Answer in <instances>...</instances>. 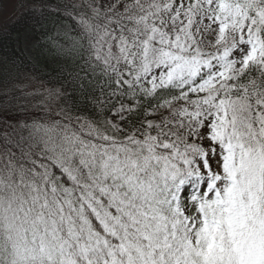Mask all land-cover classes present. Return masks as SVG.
Returning <instances> with one entry per match:
<instances>
[{
    "label": "snow or ice",
    "instance_id": "1",
    "mask_svg": "<svg viewBox=\"0 0 264 264\" xmlns=\"http://www.w3.org/2000/svg\"><path fill=\"white\" fill-rule=\"evenodd\" d=\"M4 11L0 264H264V0Z\"/></svg>",
    "mask_w": 264,
    "mask_h": 264
},
{
    "label": "rangeland",
    "instance_id": "2",
    "mask_svg": "<svg viewBox=\"0 0 264 264\" xmlns=\"http://www.w3.org/2000/svg\"><path fill=\"white\" fill-rule=\"evenodd\" d=\"M4 15L3 20L9 19L15 11V0H4Z\"/></svg>",
    "mask_w": 264,
    "mask_h": 264
},
{
    "label": "trees",
    "instance_id": "3",
    "mask_svg": "<svg viewBox=\"0 0 264 264\" xmlns=\"http://www.w3.org/2000/svg\"><path fill=\"white\" fill-rule=\"evenodd\" d=\"M13 16V15H12ZM11 16V17H12ZM11 17L9 18V19H6V20H4V22H9V20L11 19ZM22 22V21H21ZM17 27H18V25H17Z\"/></svg>",
    "mask_w": 264,
    "mask_h": 264
}]
</instances>
